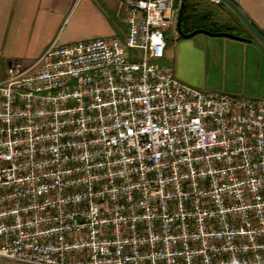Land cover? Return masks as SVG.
<instances>
[{"label": "built area", "instance_id": "1", "mask_svg": "<svg viewBox=\"0 0 264 264\" xmlns=\"http://www.w3.org/2000/svg\"><path fill=\"white\" fill-rule=\"evenodd\" d=\"M175 0L0 82V261L264 264V99L163 65ZM218 3L217 0H214Z\"/></svg>", "mask_w": 264, "mask_h": 264}, {"label": "crops", "instance_id": "2", "mask_svg": "<svg viewBox=\"0 0 264 264\" xmlns=\"http://www.w3.org/2000/svg\"><path fill=\"white\" fill-rule=\"evenodd\" d=\"M83 1L92 4L82 6L81 16L86 18L103 12L109 0H0V82L5 80L11 62L30 66L55 41H77V9ZM120 1L118 12L128 27L127 0ZM233 1L264 36V0ZM200 12L205 15L206 27L231 28L242 34L241 39L205 33L190 39L178 36L173 49L167 44L163 62L174 69L179 81L189 86L246 99H264V45L239 24L226 6L205 0ZM68 26L74 37L64 38Z\"/></svg>", "mask_w": 264, "mask_h": 264}, {"label": "rangeland", "instance_id": "3", "mask_svg": "<svg viewBox=\"0 0 264 264\" xmlns=\"http://www.w3.org/2000/svg\"><path fill=\"white\" fill-rule=\"evenodd\" d=\"M120 0H109L108 5L103 12L94 17L87 16L83 18L81 15L82 6L87 4H91L90 1H83L80 8H78L79 3L77 4V41L88 40L96 37H104L106 39L118 38L124 39L128 33V27L124 23V18L122 13L118 12V3ZM92 5V4H91ZM71 27L68 26L65 33L64 38H70ZM111 33H115V35H109ZM165 39L167 44H169L170 48L173 49L174 43L178 38L177 30L175 27H171L170 29L164 32ZM65 41V40H64ZM63 41V42H64ZM73 42V41H72ZM71 43V42H68ZM163 65H166L162 62ZM168 65V64H167Z\"/></svg>", "mask_w": 264, "mask_h": 264}, {"label": "trees", "instance_id": "4", "mask_svg": "<svg viewBox=\"0 0 264 264\" xmlns=\"http://www.w3.org/2000/svg\"><path fill=\"white\" fill-rule=\"evenodd\" d=\"M204 3H205V0H185L182 18H181V23H182L181 27L184 33H191L196 30H207L211 33H220V32L227 31V32L233 33L234 35L238 37L242 36V34H240L239 31H236V30L234 31L231 28H227L224 26H215L213 28H208L205 25H203L205 15H201L200 10ZM219 4L223 5L222 3H219ZM237 21L239 22L241 26L245 27L238 18H237ZM190 24H192L191 27H190Z\"/></svg>", "mask_w": 264, "mask_h": 264}, {"label": "water", "instance_id": "5", "mask_svg": "<svg viewBox=\"0 0 264 264\" xmlns=\"http://www.w3.org/2000/svg\"><path fill=\"white\" fill-rule=\"evenodd\" d=\"M218 3H222L226 6L229 10L233 12V14L242 22V24L257 38L263 45H264V36L263 34L253 25V23L248 19V17L243 13V11L239 8V6L233 0H217ZM185 0H181L180 2V9L178 15V22H177V32L178 36L183 39H190L199 33H205L209 35H216V36H227L235 39H241L238 36L229 33H211L205 30H196L191 33H184L181 27V18L183 13ZM174 8L178 7V1L175 0L173 4Z\"/></svg>", "mask_w": 264, "mask_h": 264}]
</instances>
